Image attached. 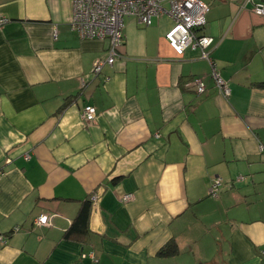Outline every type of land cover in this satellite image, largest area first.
<instances>
[{
	"label": "crops",
	"instance_id": "0c3cea01",
	"mask_svg": "<svg viewBox=\"0 0 264 264\" xmlns=\"http://www.w3.org/2000/svg\"><path fill=\"white\" fill-rule=\"evenodd\" d=\"M202 1L226 97L198 49L168 44L166 13L125 17L94 78L108 41L79 38L72 0H0V264H264V0ZM89 195V233L63 238Z\"/></svg>",
	"mask_w": 264,
	"mask_h": 264
},
{
	"label": "built area",
	"instance_id": "2783aa9c",
	"mask_svg": "<svg viewBox=\"0 0 264 264\" xmlns=\"http://www.w3.org/2000/svg\"><path fill=\"white\" fill-rule=\"evenodd\" d=\"M207 11L208 5L201 0H72L70 25L81 39L108 41L106 56L97 58L93 62L91 71L95 78L101 73L105 65H111L119 56L118 50L123 42L122 29L125 17H134L138 23L150 26L155 18L166 13L174 20V24L165 33L168 44L178 55H182L189 47L198 49L201 58L209 62L216 89L226 97L230 94V87L220 76L209 55V47L214 38L197 30L205 24ZM252 11L264 17V3L253 4ZM7 21L6 17L0 16V26ZM81 84L84 86L85 81L82 80ZM191 84L194 85L198 94L206 90V85L200 78L193 79ZM96 114L97 109L93 105L86 104L81 109V118L85 122L93 121ZM156 136L158 135L156 134ZM260 148L263 149L262 146ZM28 157L26 154V158ZM222 184L220 178L212 181L209 188L212 197L219 195ZM95 199L96 196L92 195V205ZM121 199L127 202L132 199V194H124ZM50 218L49 214L43 213L34 219V223L39 226H46L49 224ZM18 229L16 227L15 231ZM0 243H5L2 235H0ZM89 256L93 257L92 254Z\"/></svg>",
	"mask_w": 264,
	"mask_h": 264
},
{
	"label": "trees",
	"instance_id": "16d2710c",
	"mask_svg": "<svg viewBox=\"0 0 264 264\" xmlns=\"http://www.w3.org/2000/svg\"><path fill=\"white\" fill-rule=\"evenodd\" d=\"M201 30L202 27L198 29V31ZM91 208H92V201H91V195H89L84 200L81 201L73 221L71 222L67 230L64 232L63 238L80 240L83 237L87 236V234L89 233V217L91 213ZM177 253H178V247L174 240H170L169 242H167L157 252V254L161 257H169L176 255Z\"/></svg>",
	"mask_w": 264,
	"mask_h": 264
},
{
	"label": "bare ground",
	"instance_id": "6f19581e",
	"mask_svg": "<svg viewBox=\"0 0 264 264\" xmlns=\"http://www.w3.org/2000/svg\"><path fill=\"white\" fill-rule=\"evenodd\" d=\"M201 1H202V0H201ZM202 2H203V1H202ZM203 3H204V2H203ZM204 4H206V3H204ZM253 4H255V3H252V5H253ZM206 5H207V4H206ZM208 9H209V7H208ZM151 24H152V23H151ZM198 29H199V28H198ZM198 29H197V30H198ZM92 75H93V74H92Z\"/></svg>",
	"mask_w": 264,
	"mask_h": 264
}]
</instances>
